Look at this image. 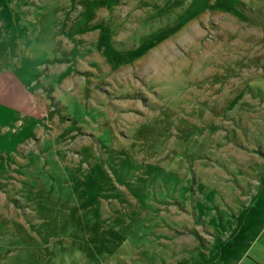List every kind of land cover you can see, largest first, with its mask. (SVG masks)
Instances as JSON below:
<instances>
[{
	"label": "rangeland",
	"instance_id": "rangeland-1",
	"mask_svg": "<svg viewBox=\"0 0 264 264\" xmlns=\"http://www.w3.org/2000/svg\"><path fill=\"white\" fill-rule=\"evenodd\" d=\"M2 76L0 264H264V0H0Z\"/></svg>",
	"mask_w": 264,
	"mask_h": 264
},
{
	"label": "crops",
	"instance_id": "crops-1",
	"mask_svg": "<svg viewBox=\"0 0 264 264\" xmlns=\"http://www.w3.org/2000/svg\"><path fill=\"white\" fill-rule=\"evenodd\" d=\"M11 80L12 79V77L11 76H2V77H0V97L2 96L4 99H6V102H9L10 103V101L8 100V97H7V94L5 93V92H3L5 89H4V86H5V81L6 80ZM15 83V82H14ZM15 86L18 88V86H17V83H15ZM6 95V96H5ZM256 153H261V152H259V151H256ZM262 178H264V176L262 177Z\"/></svg>",
	"mask_w": 264,
	"mask_h": 264
}]
</instances>
